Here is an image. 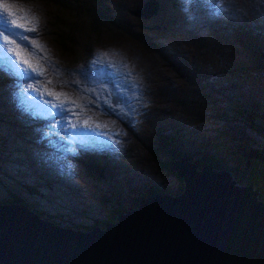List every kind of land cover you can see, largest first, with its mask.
<instances>
[{"label":"rangeland","instance_id":"374dc122","mask_svg":"<svg viewBox=\"0 0 264 264\" xmlns=\"http://www.w3.org/2000/svg\"><path fill=\"white\" fill-rule=\"evenodd\" d=\"M100 1L102 3L97 6L93 3L85 6V0H0V9L13 12L7 21L0 20V37L2 43H5L3 39L11 42L7 49L15 59V66L8 67L0 59V201H6L9 191L19 193L37 212L47 213L65 227H85L94 221L103 226V220H115L117 213L134 208L138 198L154 190L176 193L182 181L161 163L170 157L169 154L162 150L159 161L154 160L146 144L156 143L165 126L180 125L181 115L196 114L197 120L189 122L198 126L202 138L218 123L214 115L203 119L196 109L186 113V110L178 112L174 108L167 110L150 105L148 87L143 85L145 80L153 77L152 69L159 77L163 74L157 66L161 52L147 44L142 46L143 40L154 36L165 49L173 50L169 43L174 39L164 37H168L171 25L181 32L195 21L180 22L181 13L179 16L171 13L172 21L161 33L152 28L156 16L139 15L141 21L137 23L124 7L135 0H96V3ZM195 2L204 4V10L195 12V18L207 26H211L214 12L226 5L224 0H220L216 8V0ZM191 3L192 0H185L181 7L183 13L187 12V19L194 15ZM104 4L111 7L112 16L116 17L111 22L99 16L98 6ZM123 18L129 23L123 22ZM248 24L264 26V14ZM118 25L132 31V35L121 33ZM7 28L10 34H5ZM15 28L25 32L32 30L35 40L30 44L24 38L26 35ZM135 30L144 33L136 34ZM230 36L236 38L234 44L221 43L217 34L202 44L207 57L216 59L227 74L233 71L232 75L241 80L242 65L255 52L238 45L245 35ZM60 37L72 40L63 44L67 49L61 44ZM255 40L264 45V33H257ZM31 46L34 51H30ZM18 61L26 68L19 77L13 73V70L18 71ZM179 61L183 60L179 58ZM183 62L180 64L184 67ZM247 66L254 67V64ZM261 74L264 79V73ZM23 75L28 79H21ZM230 81L231 77H228L227 82ZM164 87L170 89L172 84L164 82ZM241 87L235 94L244 95L246 100L239 105L257 98L261 100L258 111L264 113V84L253 79ZM25 88H34L40 98L38 102L29 101L31 103L26 107L31 111L38 105L49 113L48 120H43L47 115L42 113L39 118L31 112L21 116L11 108L18 93L27 98ZM228 98L229 94L218 95L216 103L221 111L229 105ZM172 99L174 96L171 95ZM19 103H22L21 99ZM61 126L63 128H59ZM246 131L248 142L264 139V131L260 134L250 129ZM227 133L224 129L219 145L226 142ZM47 136L52 143L44 149L41 145L49 143ZM174 140L182 147L177 139ZM103 148L111 151V157L100 159L95 156ZM154 148L155 144L152 150ZM230 149L227 145L224 152L229 154ZM200 153H210L208 145L203 143ZM222 157L223 164L224 161L236 163L230 156L222 154ZM93 162L96 168L92 166ZM117 168L119 170L114 172Z\"/></svg>","mask_w":264,"mask_h":264},{"label":"water","instance_id":"95a60500","mask_svg":"<svg viewBox=\"0 0 264 264\" xmlns=\"http://www.w3.org/2000/svg\"><path fill=\"white\" fill-rule=\"evenodd\" d=\"M157 7L145 0L132 12L150 16ZM168 163L180 190L138 198L87 230L0 203V264H264V200L255 188L185 156Z\"/></svg>","mask_w":264,"mask_h":264},{"label":"trees","instance_id":"16d2710c","mask_svg":"<svg viewBox=\"0 0 264 264\" xmlns=\"http://www.w3.org/2000/svg\"><path fill=\"white\" fill-rule=\"evenodd\" d=\"M170 2H175V0H168ZM228 2V0H226ZM90 3L94 5H98L102 3L101 1L96 3V0H85V6H89ZM173 7L174 5H170ZM104 7V8H103ZM98 6L100 12L99 16L103 20L112 21L116 19V17L112 16L111 7L104 4ZM200 9H204V7L200 5H194L192 12H197ZM191 16V15H190ZM97 18V15H95ZM187 18V17H184ZM98 20V19H97ZM100 21V19H99ZM110 21V22H111ZM201 23V22H197ZM140 25V24H139ZM121 33L132 35V31L125 30L123 25L117 26ZM218 39L223 44H234L236 38H232L230 35H234L235 37H239L240 35H245V37L239 39L238 45L246 46L247 48L253 50L255 53L251 54L249 60L245 61L242 65L243 70H241V80H237L232 72L227 74V70L223 67H220L219 71L224 77L221 79V76L215 73H210L209 71H203L207 76H213L214 79L220 80L223 82V87H219L216 84V88L213 89L210 85L204 82V74L202 71H194L191 69L189 71L183 72L181 69V65H179L180 70L185 77V80L178 86L177 89L170 90L167 87H160L158 89V95L162 96L163 94L168 95L169 101L166 106L169 109H181L186 110V113L193 112L192 110H199L203 119H208L212 115L215 116V119L218 121L212 128L211 133L208 135H203V140L200 142L185 144L180 142L182 147H178L176 141L174 139L167 140L166 137L162 134L158 136L156 143H147L146 147L150 154L152 155L154 160H158L159 154L162 153V150H166V154H169V158L163 160L161 163L166 167H170V161L174 160L178 155L185 156L187 159L194 162L198 167L204 164H210L213 169H223L230 173L233 179L238 182H251L258 191L259 196L264 198V158H257L254 156L247 157L248 152L259 153L264 156V139H257L258 142H248L249 138L247 135L246 129L253 130L257 133H262L264 131V113L258 111L260 107V99L252 98L249 102H246L243 106H240L239 103L233 102V94L236 90L241 89L242 79L248 78L253 81L259 79L261 83H264V79L261 73H264V45L259 44L255 40V36L259 33V29L250 28V27H242L235 25L234 23H227L225 21H220L219 24L216 25ZM239 29H245L244 32L238 31ZM136 34H141L144 32H140L139 30H135ZM58 30L55 27V34L58 37ZM169 34L172 36H181L180 30L176 29L173 25L169 29ZM61 44L63 45L66 42H71L72 40L69 37H60ZM142 46H154L151 40H143ZM59 45V46H62ZM64 46V45H63ZM65 49H67L64 46ZM142 48V47H140ZM229 48V47H228ZM253 55V56H252ZM187 57V56H186ZM188 58V57H187ZM254 64V67H248L247 65ZM187 66L189 63L187 62ZM225 67L230 68V65H225ZM247 70V72H245ZM258 70V71H256ZM231 77V81L227 82V78ZM239 83V84H238ZM238 84V85H237ZM174 92V93H173ZM229 93L231 97L228 98L230 102L227 107L223 108L221 111L217 107L216 99L218 95L221 93ZM173 93V94H172ZM171 95L174 96V99H171ZM242 95L237 96L238 100H246V97H241ZM244 102V101H243ZM242 103V102H241ZM162 108H166L163 106ZM190 109V110H187ZM187 116L189 121L197 120L196 114ZM257 127V128H256ZM172 129V127H171ZM226 129L228 132L225 136L226 146L229 145L231 147L230 153L226 154L224 152L225 143L220 144V140L222 139V132ZM172 134H175L172 131ZM149 139V138H148ZM230 139V141H229ZM212 141V144L209 145V142ZM255 141V140H254ZM166 143H171L166 145ZM205 143L208 145L210 153H200L202 144ZM155 144L154 150H152V145ZM161 144L159 147L157 145ZM181 151H179V150ZM186 149V150H183ZM222 154L224 156H230L236 162L233 164L231 161L222 163ZM152 191V189H151ZM155 191V190H154ZM5 202H12L14 204H26V206L35 209L31 202L24 200L19 193L9 191V195ZM4 201V200H3ZM136 205V203H135ZM46 219L53 220L52 216L48 214H44L41 211L39 212ZM48 217V218H47ZM54 221V220H53ZM55 222V221H54ZM93 224H98L97 222H93ZM92 224V225H93ZM73 229H84L87 227L81 226H72Z\"/></svg>","mask_w":264,"mask_h":264},{"label":"clouds","instance_id":"9594fccd","mask_svg":"<svg viewBox=\"0 0 264 264\" xmlns=\"http://www.w3.org/2000/svg\"><path fill=\"white\" fill-rule=\"evenodd\" d=\"M136 1H139V5L137 6L139 7L142 5V3L145 0H135L134 2ZM157 1H158L157 10L156 12L152 13L149 17L153 18L154 16H156L157 21H155V23L153 24L154 25L152 26L153 29H155V25L157 22L163 25L161 31L157 30L158 32L162 33L164 32V30H166V25L172 21L171 13H176L178 15V13L180 12L181 15L180 16L178 15L180 17V22L192 20L195 21V23L189 24L191 26H188L186 27L185 30H182L181 36L179 37H172V35L170 34H168V37L164 36L166 39L169 40L174 39L172 42L169 43V46L172 47L173 50L165 49L163 46L159 44L161 41L156 40L154 36L150 37L151 41L155 40L154 42L152 41L154 43L153 47H156L157 51L161 52V55L158 56L159 61L157 63V66L163 71V76L159 77L155 75L152 69L151 72L153 77L150 80H145L143 82V85H146L148 87V90H146L149 93V96L147 97L148 103L150 105H154L155 107L158 106L162 108L163 106H165L166 108H162V109L169 110V108L166 106L167 102H169L168 95L166 94H163L162 96L158 95V89L160 87H164V82H168L172 84L170 90L178 88V86L185 80V77L183 76V73L180 70L179 65H181V69L183 70L184 73L185 71L190 70V69L186 70L187 67H190L194 71H202V73L203 71L206 70L209 71L210 73H215L217 70H221V68L217 64L216 59H212L205 55V45L202 44V43L205 44L206 41L213 39L216 36L217 34L216 25L219 24L220 21H225L227 23H234L235 25L242 27L259 29L258 30L259 34H261V32L264 33V26L248 24V21L253 22L254 20L258 19L262 14H264V0H228V2L224 0V3H226V5L219 7L218 11L214 12L213 22L211 23V26H207L206 23L201 24L203 22L197 21L195 18L196 13H194V15H191V19L184 18L188 16L187 12L183 13V10L181 9L182 5H184L185 0H175V2L169 1L170 2V4L168 5V8L170 9V11L168 12L169 19L167 21L166 20L161 21L160 17L162 15V7L160 0ZM219 1L220 0H216V4L214 8L218 7L217 5ZM134 2L129 4H134ZM192 2H193L191 3L192 7L194 5H200L204 7L203 3L195 2V0H192ZM172 4L174 5L173 7L170 6ZM137 7L135 9H137ZM135 9H131V11ZM200 10H204V9H200ZM122 21L125 23H129L127 21H124V18L122 19ZM197 22H201V23H197ZM172 26L173 25H171V27ZM180 48H182V51H180ZM179 58L185 62L179 61ZM181 62L184 63V67L182 66V64H180ZM187 62L189 63V66H187ZM203 74H204V82L210 85L213 89L216 88V84L219 87L221 86L223 87L224 84L220 80L224 76L219 71H217V74L221 76L220 80H216L214 79L213 76L210 75L207 76L205 75V73ZM241 77L242 76H240V78ZM250 82H252L251 79L243 78L242 86H247L248 83ZM219 83H221L222 85L220 86ZM175 110L177 111L179 110L178 112L182 111L180 109H175ZM198 115L200 116L201 114ZM181 119H182V123H180V125L165 126L162 129L161 132L163 135L165 134L164 136L166 137V139L167 140L173 139L172 138V136H174L172 134L173 131V133L175 134L174 139H177L179 142L185 144H191L193 143V141L194 143L202 141L203 140L202 133L199 130L198 126L190 123L187 116L183 117V115H181ZM92 166L96 168L97 165L96 163H94L92 164ZM91 170L93 169L91 168ZM154 192H160V191L155 190L151 193ZM3 203H5V201H3ZM91 225H86L85 227H87L88 229V227H90ZM68 227L71 228L72 226H68Z\"/></svg>","mask_w":264,"mask_h":264},{"label":"bare ground","instance_id":"6f19581e","mask_svg":"<svg viewBox=\"0 0 264 264\" xmlns=\"http://www.w3.org/2000/svg\"><path fill=\"white\" fill-rule=\"evenodd\" d=\"M32 2V1H31ZM35 2V1H34ZM28 4V3H27ZM35 7H36V5H35ZM18 10V9H17ZM3 13H5V14H3ZM6 13H8V15L6 14ZM13 14V12H12V10H7V8H6V10H5V8H4V10H2V9H0V20H2V21H7L6 20V18H9L10 17V15H12ZM18 21V20H17ZM16 25V24H15ZM17 26V25H16ZM19 26V25H18ZM11 30V29H10ZM15 30H17V31H19V33L21 32V33H23V34H25L26 36L24 37L25 39H26V41L27 42H29L30 44H31V41H34L35 39H33V38H35L36 36L34 35V32L32 31V30H26V31H28V32H25V31H23V29H21V28H19V29H17V28H15ZM14 30V31H15ZM5 31H6V33L5 34H10L11 32L8 30V28L7 29H5ZM13 32V31H12ZM17 33V32H16ZM21 38V37H20ZM3 39V38H2ZM4 40V42L5 43H2L1 42V37H0V57H2V58H0L2 61H4L5 63H6V67H8V65H14L15 66V59H13L12 57V55H11V53H10V50L9 49H7L8 47H10L12 44H11V42L9 41V40H5V39H3ZM23 40V39H22ZM25 42V41H24ZM153 43V42H152ZM39 46V45H38ZM33 47V48H32ZM41 47H39V49H40ZM35 50V48H34V46H31V48H30V51H34ZM40 50H42V48L40 49ZM43 51V50H42ZM149 55V54H148ZM6 57V58H5ZM5 59H7V60H5ZM2 65V64H1ZM10 67V66H9ZM12 69V68H11ZM22 72H26V68H25V66L24 65H22L21 63H19V61H18V71H14L13 70V73H17V75L16 76H20L21 75V73ZM22 74H24V73H22ZM26 75H23L22 77H21V79H28V78H26L25 77ZM162 76H163V74H162ZM41 77H42V75H41ZM45 79V78H44ZM35 80V79H34ZM39 80V79H38ZM33 82V81H32ZM13 85V84H12ZM16 85V84H15ZM38 85V84H37ZM35 86V85H34ZM33 87V86H32ZM15 88V87H14ZM10 91V90H9ZM13 91V90H12ZM16 91V90H15ZM24 91H25V93L27 94V98H24L23 96H22V94L21 93H18V98H16L17 99V101H15L14 102V104H12L11 105V108L14 110V112L15 113H17V114H19V115H21V116H24L26 113H28V112H31L32 113V115H34L35 117H38L39 118V113H42V114H45V115H47V117L45 118V119H43V120H48L49 118H50V115H49V113L48 112H45L42 108H39V106L37 105L36 107H34V109L33 110H31V111H29L30 109L28 108V107H26V105H28V104H30L31 102H33V101H35V102H38L39 101V99L40 98H38L37 97V95H36V92H35V89L34 88H32L31 90H28L27 88H25L24 89ZM7 96H9V95H7ZM16 96V95H15ZM40 96V95H39ZM44 97H46V96H44ZM47 98V97H46ZM21 99V101H22V103H19V100ZM42 99V98H41ZM29 101H31L30 103H28ZM11 103V102H10ZM44 105H46V104H44ZM22 107H23V109H22ZM30 107V106H29ZM33 107V106H32ZM117 113V112H116ZM115 113V114H116ZM120 117H122V116H120ZM28 118L30 119V115L28 116ZM69 123H70V121H68ZM68 123V124H69ZM76 123V122H75ZM105 123V122H104ZM70 127V126H69ZM59 128H63V126H61V127H59ZM58 129V128H57ZM103 131H105L104 129H102ZM106 132V131H105ZM57 133V132H56ZM55 133V134H56ZM109 135L110 136H112L111 134H110V132H109ZM35 136H41V137H45V135H42V134H35ZM136 136V135H135ZM47 139H49V143H46V144H43V145H41L42 146V148H44L45 149V147L46 146H48V145H51V143H52V140L47 136ZM112 141V140H111ZM24 148V147H23ZM114 151V150H113ZM98 152V154L97 155H95L97 158H100V159H103L102 157H107V158H109V157H111L110 155H111V151L108 149V148H103V149H100V150H98L97 151ZM115 152V151H114ZM92 154H94L93 152H91ZM120 155V154H119ZM107 158H104V159H107ZM120 165V164H119ZM122 169V168H121ZM110 170H111V167H110ZM117 170H119L118 168L117 169H114L113 171L114 172H116ZM144 172V171H143ZM113 173V172H112ZM138 173H140L139 171H138ZM129 174V173H128ZM134 174V173H133ZM139 177V176H138ZM136 178V177H135ZM106 192V191H105ZM31 207V206H30ZM97 221V220H96Z\"/></svg>","mask_w":264,"mask_h":264},{"label":"flooded vegetation","instance_id":"af4514ba","mask_svg":"<svg viewBox=\"0 0 264 264\" xmlns=\"http://www.w3.org/2000/svg\"><path fill=\"white\" fill-rule=\"evenodd\" d=\"M160 3H161V7H162V15L160 17V20L161 21L162 20H166L167 21L169 19L168 12L170 11V9L168 8V5L170 4V2L168 0H160ZM138 5H139V1L134 2V4H127V5H125V8L128 10V12L130 14L133 15V17H134V19L136 20L137 23L141 21L140 18H139V15H137L136 13H133L131 11V9H135ZM124 21H127V20L124 18ZM162 28H163V25L161 23L157 22L156 25H155V29L158 30V31H161ZM246 155H247V157L252 156V155H249V152ZM254 157H256V156H254ZM257 158H259V157H257ZM240 183H242V182H240ZM243 183L244 184H249L252 190L255 188L256 196L258 198L264 200L263 197L259 196L258 191H257V188L251 182H249V183L243 182Z\"/></svg>","mask_w":264,"mask_h":264},{"label":"crops","instance_id":"0c3cea01","mask_svg":"<svg viewBox=\"0 0 264 264\" xmlns=\"http://www.w3.org/2000/svg\"><path fill=\"white\" fill-rule=\"evenodd\" d=\"M172 37H177V36H172Z\"/></svg>","mask_w":264,"mask_h":264}]
</instances>
